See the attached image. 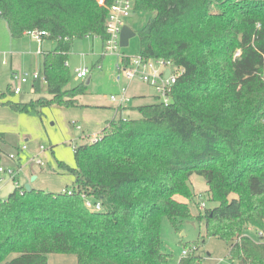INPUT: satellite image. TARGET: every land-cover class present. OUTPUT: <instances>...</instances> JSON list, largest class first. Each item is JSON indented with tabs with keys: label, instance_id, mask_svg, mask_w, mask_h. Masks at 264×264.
<instances>
[{
	"label": "trees",
	"instance_id": "trees-1",
	"mask_svg": "<svg viewBox=\"0 0 264 264\" xmlns=\"http://www.w3.org/2000/svg\"><path fill=\"white\" fill-rule=\"evenodd\" d=\"M112 2L0 0L11 37L41 30V39L56 43L41 53L50 97L13 102L1 92L0 105L39 115L53 104L80 106L85 81L65 88L70 42L86 35L104 42ZM133 10L154 13L135 31L139 54L184 68L171 101L155 96L133 107L137 118L116 107L96 139L73 147V167L58 163L72 175L70 187L17 185L0 197V264H48L51 253L74 254L77 264H170L163 216L174 229L185 218L203 221V236L225 241L229 260L264 264V0H133ZM34 82L40 93L41 80ZM192 173L203 176L216 203L197 215L177 199H193ZM85 197L107 198L111 208L91 210ZM248 227L261 232L258 240L242 234ZM201 261L194 252L177 264Z\"/></svg>",
	"mask_w": 264,
	"mask_h": 264
},
{
	"label": "rangeland",
	"instance_id": "rangeland-1",
	"mask_svg": "<svg viewBox=\"0 0 264 264\" xmlns=\"http://www.w3.org/2000/svg\"><path fill=\"white\" fill-rule=\"evenodd\" d=\"M153 15L154 13L150 11L133 10L124 21L136 31ZM39 41L42 52H50L56 45L54 40L47 38ZM37 47L38 40L31 34L11 37L5 20L0 17V93L6 92L7 99L13 102H26L29 99L50 97L42 80L41 92L36 93L32 91V84L35 83L32 78L29 77L28 81L22 84L16 78L24 73L30 76L33 71H42L43 55L37 53ZM138 54L139 38L136 33L129 38L127 46H120L118 52L112 53L104 51V43L95 35L73 39L66 59L70 82L65 88H71L89 78L85 94L78 97L80 106L66 107L53 104L41 108L39 115L33 108L15 110L9 105H0V165L16 168L17 184L24 185L29 182L33 171L36 179L32 184L35 187L52 192L70 187L73 177L60 168L58 163L63 162L73 167L75 165L73 147L91 142L94 139L93 135L101 132L104 120L114 117V110L111 107H116L118 102L112 101L110 95L119 96L121 87H127L126 106L130 109H123L125 104L117 106L120 108L119 115L127 118L139 117V112L133 108L134 105L154 101L152 96H148L150 93L156 95L151 86L138 78L129 80L117 77V65L121 56L130 57ZM84 67L88 69V75L85 79H80L76 76L75 69ZM16 85L21 87L20 93L13 92V87ZM138 89L144 90L147 96L133 97L131 93ZM24 145L26 148L20 150ZM9 154H14L15 158H10ZM35 159H39L42 164H37ZM0 177H2L0 197L4 198L13 190L15 183L7 175L0 174ZM188 183L194 194L193 199H184L180 196H177V199L186 201L193 215L216 205L208 197L203 176L192 173ZM197 201L204 203V206L201 204L197 206ZM100 202L102 203L100 210L111 208L107 198H103ZM242 234L254 240L259 239V232L250 227L244 229ZM203 235V221L185 218L177 224V229H174L168 217L163 216L161 219V248L172 254L170 264H177L182 258L184 246L194 241L197 242L194 244L197 248L196 254L201 256L200 264H236L227 257L228 244L225 241ZM14 256L15 254H12L6 259ZM47 257L48 264H77L74 254L51 253Z\"/></svg>",
	"mask_w": 264,
	"mask_h": 264
},
{
	"label": "built area",
	"instance_id": "built-area-1",
	"mask_svg": "<svg viewBox=\"0 0 264 264\" xmlns=\"http://www.w3.org/2000/svg\"><path fill=\"white\" fill-rule=\"evenodd\" d=\"M107 16L104 23V28L107 33V37L104 40V51L105 52H118L119 45V34L123 25H125L124 18L127 17L133 11V0H113V2L107 8ZM26 34L33 35L38 40L37 53H42L40 39L42 36H46V31H30ZM238 54V52L236 53ZM122 55L121 57H123ZM66 65V62H65ZM118 69V79L120 77H124L126 79L138 78L141 82L151 86L156 93V96L160 101L168 103L171 101V93L173 90V86L176 83L178 77H180L184 73V68L175 64L169 58L163 57H145L141 54L130 56L127 63H123L121 60L117 65ZM75 74L80 79H85L88 75V69L84 68H76ZM16 77V76H15ZM32 78L33 81L36 79H40L45 83V79L40 71H33L30 76L27 73H24L19 78V83H26L28 79ZM21 87L16 85L13 87L14 93H20ZM121 94L118 96L116 94H111L110 99L112 101H117L118 105H126V101L128 100L127 87H121ZM94 139H96V135H94ZM24 145L20 150L25 149ZM42 149V146L40 147ZM9 157L14 159V154H9ZM35 162L41 165V161L39 159H35ZM18 165V164H17ZM18 167V166H17ZM14 167H4L0 165V174H4L9 176L11 180L16 183V175H15ZM2 177H0L1 179ZM64 190V189H62ZM69 192V191H68ZM85 205L87 208L98 211L102 207V203L100 200H93L91 197H85ZM201 206H204V203H201ZM259 234L261 232L259 231ZM197 248L193 245L191 248H183L182 257L187 256L190 253H196Z\"/></svg>",
	"mask_w": 264,
	"mask_h": 264
},
{
	"label": "water",
	"instance_id": "water-1",
	"mask_svg": "<svg viewBox=\"0 0 264 264\" xmlns=\"http://www.w3.org/2000/svg\"><path fill=\"white\" fill-rule=\"evenodd\" d=\"M133 35H135V31L128 25L126 24L123 25L120 30V34H119V45L121 47L127 46L129 38L132 37ZM88 82H89V78L85 80L86 84H88ZM34 179H35V176H32L31 181H33ZM24 188L26 190H30L31 186L29 183H26L24 185Z\"/></svg>",
	"mask_w": 264,
	"mask_h": 264
},
{
	"label": "crops",
	"instance_id": "crops-1",
	"mask_svg": "<svg viewBox=\"0 0 264 264\" xmlns=\"http://www.w3.org/2000/svg\"><path fill=\"white\" fill-rule=\"evenodd\" d=\"M33 82H34V81H33ZM32 85H33V84H32ZM127 90H128V89H127ZM148 94H149V93H148ZM131 95H132L133 97H138V98H142V97L147 96V95H146V92H145L144 90L142 91V90H140V89H138V90H136V91H133V92L131 93ZM148 96H150V97L152 96L153 98H155L156 95H154L153 93H150ZM151 102H153V101H151ZM151 102H147V103H151ZM147 103H146V104H147ZM138 105H141V103H140V104H137V105H134L133 107L138 106ZM116 107H117V106H116ZM116 107H113V106L111 107V108L114 110V116H115L116 113H117V111H116ZM125 107H126V108H129V106H126V105H125ZM115 111H116V112H115ZM100 120H101V119H100ZM107 120H108V119H107ZM105 121H106V120H104L103 126H104V124H105ZM95 135H97V134H95ZM93 136H94V135H93ZM84 138H85V137H83V139H84ZM0 164H1V163H0ZM33 174H34L33 171H31V178H32V176H34ZM31 178H30V181L27 182V183H29L31 187H35V185L32 184L33 181H31ZM35 179H36V178H35ZM25 184H26V183H25ZM25 184H24V185H25ZM35 188H39V187L36 186ZM1 198H3V197H1Z\"/></svg>",
	"mask_w": 264,
	"mask_h": 264
}]
</instances>
